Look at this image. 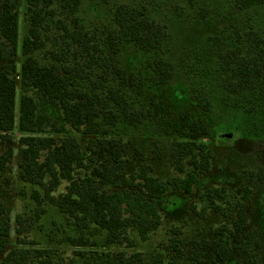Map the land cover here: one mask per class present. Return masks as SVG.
Segmentation results:
<instances>
[{
    "label": "trees",
    "instance_id": "1",
    "mask_svg": "<svg viewBox=\"0 0 264 264\" xmlns=\"http://www.w3.org/2000/svg\"><path fill=\"white\" fill-rule=\"evenodd\" d=\"M81 1L26 0V30L21 37L19 0H0V42L9 47L13 57L0 62V176L9 169L17 152L19 180L35 187L36 198L43 190L72 224L77 233L67 237L72 245L95 244V236L104 234L107 243L127 242L132 246L131 232L137 231L142 239H147L161 225L159 200L168 185L151 175L145 164L128 172V153L121 139L91 138L85 148L74 137L44 134L51 123L48 109L54 108L69 129L78 133L110 135L102 122L112 127L119 121L137 125L151 120L154 128L164 134H177L179 140L173 142L170 160L175 170L185 175L170 184L172 189L186 193H191L200 176L211 170L213 153L203 141L210 130L192 114L170 116L161 99L151 98L150 104L133 108L128 90L136 82L115 61L119 43L124 40L141 49H157L168 37L166 27L149 17L145 9L119 4L113 17L120 31L107 36L90 33L77 15ZM234 2L238 9H247L264 0ZM53 36L55 41L45 55L48 61L39 60L35 52L44 49ZM18 55L24 56L20 64ZM262 58L264 64V52ZM234 62L237 67L231 68L233 78H249L252 68L246 66L244 59ZM160 63L162 80H167L172 70L165 66L166 60L160 59ZM19 82L22 90L18 100ZM228 89L236 91L237 86L231 83ZM15 129L21 133L16 149L12 144ZM98 148L110 149L109 164L103 166L95 161L93 155ZM260 177L264 178L263 172ZM64 181L66 190L54 195ZM225 190L213 187L203 194L210 208L225 213L216 200ZM249 192L247 189L238 202L233 227L222 224L212 230L219 236L216 247L220 260L227 258L232 239L241 238L248 226ZM10 219V207L0 199V264H62L56 249L28 246L21 239L18 242L25 244L23 247L8 250ZM16 221V231L21 234L24 221L19 215ZM254 239L255 232L251 231L240 245V254L250 256ZM181 244V239L171 238L175 255L167 264H177L176 259L185 255ZM207 245L208 240L195 242V260L201 259ZM95 252L87 264H145L139 251L129 255L126 251ZM80 255L85 253L80 251ZM154 264L165 263L155 259Z\"/></svg>",
    "mask_w": 264,
    "mask_h": 264
},
{
    "label": "rangeland",
    "instance_id": "2",
    "mask_svg": "<svg viewBox=\"0 0 264 264\" xmlns=\"http://www.w3.org/2000/svg\"><path fill=\"white\" fill-rule=\"evenodd\" d=\"M119 4L145 9L149 17L168 31V37L157 49H141L124 40L119 43L115 61L136 82L128 90L133 108L148 105L155 98L164 102L168 114L174 118L182 113L200 118L210 130L203 141L213 153L211 170L200 176L191 193L174 190L170 182L185 175L175 170L170 160L173 142L179 140L177 134H164L160 128H154L151 120L137 125L119 121L112 127L102 122L110 135L78 133L70 130L50 107L51 123L44 134L74 137L85 148L91 138L121 139L128 153V172L145 164L151 175L168 185L158 206L162 223L147 239H142L137 231L131 232L132 246L127 242L107 243L103 233L95 236V244L74 246L67 237L77 233L58 207L43 190L36 198L35 187L19 180L15 152L9 169L0 176V199L10 207L8 250L23 247L25 244L18 242L21 239L28 246L56 249L62 264H87L95 251H126L128 255L139 251L145 264H154L155 259H163L167 264L175 255L171 246V238H175L181 239L185 251L183 257L176 259L177 264H264V178L260 177L264 173V3L238 9L234 0H82L77 15L90 33L107 36L120 31L113 17ZM19 8L22 37L26 30V0H19ZM54 41L55 36L35 56L48 61L45 55ZM12 58L9 47L0 42V62ZM23 59L24 56L18 55V64ZM160 59L166 60L165 66L172 70L167 80H162ZM242 59L252 68V74L249 78H233L231 68L237 67L234 61ZM231 83L236 84V91L228 89ZM21 90L19 82L18 100ZM12 135L16 149L21 133L15 129ZM93 157L103 166L112 160L110 149L98 148ZM66 185L64 181L53 194L65 191ZM213 187L226 189L223 196L216 198L225 213L210 208L203 196ZM247 189H250L246 202L248 226L241 238L232 239L227 258L220 260L216 247L219 236L212 230L222 224L233 227L238 202ZM18 215L24 221L21 234L16 231ZM251 231L255 232L251 254H240L241 243ZM205 240L208 245L202 249L201 259L195 260L194 244ZM80 251L85 253L83 257Z\"/></svg>",
    "mask_w": 264,
    "mask_h": 264
}]
</instances>
